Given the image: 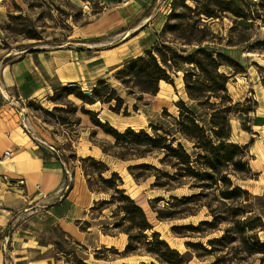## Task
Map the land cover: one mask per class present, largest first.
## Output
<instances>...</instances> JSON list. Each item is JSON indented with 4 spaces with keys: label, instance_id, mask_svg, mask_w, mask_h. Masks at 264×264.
Masks as SVG:
<instances>
[{
    "label": "rangeland",
    "instance_id": "obj_1",
    "mask_svg": "<svg viewBox=\"0 0 264 264\" xmlns=\"http://www.w3.org/2000/svg\"><path fill=\"white\" fill-rule=\"evenodd\" d=\"M203 2L205 4L206 0ZM186 4L197 6L192 0H187ZM243 5L247 13L245 18L237 17L232 13H222L219 18L207 19L204 24L203 22L198 24L197 30L203 28L202 32L196 31L199 32L198 35H207V41L202 43L203 46L229 55L236 63L228 66L226 64L228 62L224 60L225 65L219 69V73L229 76L227 91L220 90L216 97L211 95L214 94L213 91L206 89L198 93L202 94L200 100H194L187 93L184 79L185 69L199 74L191 64H180L182 69L177 74H173L174 83L161 81L157 94L143 93L138 88H134L131 82L127 87L117 77L118 72L127 64L144 55L157 44L164 43L166 39L169 40L166 43L174 48H186L188 52L198 47V44L189 45L177 39L187 33L182 28L189 29L188 24L181 26L180 31L169 29L161 35L174 8L176 14L184 13L186 17L191 13L181 6L179 0H0V109L3 108V111L7 112L5 114H9V117H6L8 121L20 123L24 133L30 135L37 143L38 152L45 160L60 161L66 170V180L61 193L44 199V204L41 205L35 201L32 203L30 198L23 200L19 206L22 211L18 213L21 219L11 220L4 230H0V238L4 234L8 237L19 227L39 233L40 243H52L54 251L68 253L64 260L66 264H86L84 259L95 258L97 252L107 259H119L121 254L115 251H124L125 247L121 249L124 241H119L116 246L96 250L91 256L90 246L98 237L97 227H93L92 233L88 234L86 243L77 242L58 225L57 211L46 212L47 202H56L61 195L67 194L69 187L74 183L76 172H81L82 175L86 172L94 190L100 188L104 189L103 192L107 190L106 194H103L104 200L111 199L113 190H109L107 184L100 179L98 167L92 161H84L91 156L105 160L112 171L120 173L129 188V193H126L135 196V200L144 208L154 225V230L160 232L161 237L173 248L178 249L188 264H212L217 257H222L226 253L233 258L227 261V264H264L262 255L245 257V253H236L233 246H238L239 243L229 245L222 251L217 250L213 255L198 258L196 250L189 248L186 243L202 242L206 248L211 249L208 240L221 237L224 228L228 226L227 223L214 231L189 230L185 236L177 235L173 227L187 224L196 226L201 220L211 219L212 216L208 214L209 203L223 210L224 206L215 199L216 194L173 209L172 211L178 216L174 219L160 220L154 209L171 210L168 201L173 195L182 197L198 194L201 191L210 194L214 192V188H191L189 183L195 180H188L186 185L171 191L153 187L156 176L160 175L161 180H166L162 177L163 171H175L169 164L164 165L161 162L164 153L149 151L148 147L136 144L114 147L115 138L112 135L113 138L106 136L107 133L97 126L88 114L92 112L94 118L109 122L120 131L131 127L136 131L144 129L154 135L151 124L158 128L170 129L186 149L192 152L193 143L180 136L177 130L176 120L180 117L178 102L183 100L203 118L215 112L218 118L229 113L232 141L240 145L249 144L246 160L251 168L250 176L240 178L231 175L232 179L254 195H262L264 193V0H244ZM191 16L196 20L197 17H193L194 13ZM182 20L172 19L171 24H182L190 19ZM60 48L77 50L86 76L81 86L79 83H72L78 86L71 88L78 87L84 93L90 91L93 94L98 81L105 80L124 98L125 103L121 112L113 110L116 105L115 100L110 103L84 102L76 94L68 95L64 91V86L57 84L54 86L58 88L57 91L49 88L36 98H28L29 93L34 92V74L26 71V65H30V61H25L23 64L20 61L26 58L31 52L30 49L37 52ZM32 56L33 60V53ZM15 78H18V84L12 85ZM209 85H211L208 87L210 89L218 86L212 83ZM222 108H227L229 111L221 112ZM101 132L106 135H102ZM158 132L163 133L162 130ZM174 145L177 146V143ZM90 149L93 152L87 155ZM102 149H106L110 156L102 155ZM117 155H123L127 159L123 160ZM3 159L5 156L0 157V160ZM141 162L157 166L161 172L134 170L133 172L142 174L138 184L130 173L129 166ZM9 173L11 174L12 171ZM111 175V171L103 172L105 178ZM4 180L8 185L12 183L7 176H4ZM160 197L163 198L160 202L154 201ZM254 203L259 206V201L255 200ZM117 207L116 200V203L109 204L103 211L101 207L94 211L91 209L93 212L90 213L88 221L81 223L80 226L86 228L88 225L102 224L103 230L105 224H110V228L106 231L119 235L128 242L129 236L113 228L112 223L122 220L125 216L122 210H117ZM262 207H257V212H262L264 215V210L260 209ZM115 211H118L117 215L113 216ZM101 213L103 217H100ZM12 216L15 217L16 214L13 213ZM131 224L126 219L122 228L125 229ZM152 232L146 231L150 239H153ZM132 233L137 234L138 230L133 229ZM258 234L261 241H264V229ZM5 244L6 247L9 245L7 240ZM146 248L141 244L136 256L126 262L128 264L141 261L157 262L146 254ZM35 253L34 250V255ZM242 257L245 259H241ZM4 260L6 264H13L14 261L8 251L4 253ZM117 264L124 263L118 261Z\"/></svg>",
    "mask_w": 264,
    "mask_h": 264
},
{
    "label": "trees",
    "instance_id": "obj_2",
    "mask_svg": "<svg viewBox=\"0 0 264 264\" xmlns=\"http://www.w3.org/2000/svg\"><path fill=\"white\" fill-rule=\"evenodd\" d=\"M179 1L181 2V6L191 13L186 17L184 13L176 14V8H174L169 15L161 35L165 34L169 29L172 31H180L181 26L188 24L190 26L189 29H182L189 34L184 33L177 39L189 45L198 44V47H194L192 52H188L186 48H174L169 43H166L169 41L166 39L164 43L157 44L144 55L137 57L127 64L118 72L117 77L127 87H129L127 84L131 82L134 84V88H138L143 93L157 94L160 90L161 81L174 83L173 74H177L182 69L180 64H191L198 70L199 74L187 69L184 71V79L189 97L194 100H200L202 94L198 93H202L206 89L213 91L214 94L211 95L218 97L217 92L220 90L223 92L227 91L229 78L226 74L219 73L220 67L225 65L223 61H227L228 63L226 64L228 66L236 62L232 57L223 52L215 49L211 50L207 46H203L202 43L207 41V35H198L203 29L197 30L198 24L202 22L204 24L207 19L214 20L219 18L222 13H232L237 17L245 18L247 13L243 8L244 0H206L205 4L203 0H192L197 4L196 7L186 4L187 0ZM192 13H194L193 17H197L195 18L196 20L192 18ZM175 18L180 21L186 18L190 20L188 22H182V24H171V20ZM192 22L193 24H191ZM34 51L31 50V52ZM209 83L218 86L210 89L208 88L211 87ZM64 91L68 95L76 94L84 102L96 103L102 101L104 103H110L115 100L116 105L113 110L118 113L122 111L125 103L124 98L117 93V89L105 80L98 81L92 96L86 95L78 87L71 88V86H64ZM178 105L180 106V117L176 120L177 130L180 136L185 137L193 143L192 152L186 149L185 145L176 138L170 129L158 128L154 124H151L155 133L154 135H151L144 129L136 131L131 127L125 131H120L109 122H102L98 118H94L92 112H88V114L91 115L92 120L97 126L115 138L114 147H128L129 144H136L148 147L149 151H161L164 153L163 158L160 159L161 162L164 165L169 164L175 171H163L162 177L166 178V180H161L160 175L156 176V181L152 184L153 187L171 191L186 185L188 180H195L189 183L191 188H214V192L210 194H204L201 191L198 194L182 197L173 195L171 196L172 199L168 201L171 210L154 209L158 213V219H174L178 216L176 212L172 211L173 209L180 205H189L197 200H201L203 197H209L211 194H216L215 199L224 206L223 210L219 206L214 207L209 203L207 204L209 207L208 214L212 216L211 219L201 220L196 226L194 224H187L173 227L177 235L185 236L189 230L194 232H200L202 229H205L204 231H214L220 229L221 225L227 223L228 226L224 228V233L221 237L208 240V243L212 247L211 249L206 248L202 242L189 241L186 243L189 248L194 249V251L196 250L198 258L213 255L217 250L222 251L229 245L239 243L238 246H233L236 253H245V257L262 255V259H264V241H261L258 234L260 230L264 229V215L262 212H257V207L264 206V193L262 195H254L242 185L237 184L231 176L246 178L251 175L250 164L246 160L249 154V144L240 145L232 141V129L229 113H226L229 111L227 108L220 110L226 113L221 118L217 117L216 112L214 114H207L203 118L193 108L187 106L183 100H180ZM60 122L63 123L61 119ZM158 130H162L163 133H159ZM175 143H177V146L174 145ZM104 152L108 153L106 149H104ZM118 157L123 160L127 159L123 155ZM86 160L92 161L98 167L100 170V179L107 184L109 190H113L111 199L101 201L98 205L96 204L94 209L102 208L114 202L116 203L117 200V210H122L125 214L122 220H118L112 224L114 229H119L129 235V242L124 251L118 252L115 249V252L124 256L137 254L140 245L143 244L147 247L146 254L153 257L157 262L142 261L136 264H188L181 252L173 248L167 240L163 239L160 232L154 230V225L149 220L144 208L126 193V189L121 188L124 181L120 173L113 171L111 177L105 178L103 172L110 170L105 160L95 159L91 156L84 161ZM136 169L161 172V169L157 168V166L147 162L131 165L129 166V171L138 182L142 174L133 172ZM85 175L89 187L94 189L86 172ZM98 191H104V189L100 188ZM162 199L160 197L154 201L160 202ZM255 200L259 201V206L255 205ZM260 209L264 210L263 207ZM117 212H113V216H116ZM126 219L132 224L124 229L122 225ZM81 228L86 230L87 227ZM108 228H110V224H105L103 229L104 233H108L106 231ZM133 229H137L138 233H132ZM146 231H153V239L149 238ZM99 253H96V258L107 259L104 256H100ZM228 254L226 253L222 257H217L212 264H227V261L233 260ZM245 257L241 259H245Z\"/></svg>",
    "mask_w": 264,
    "mask_h": 264
},
{
    "label": "crops",
    "instance_id": "obj_3",
    "mask_svg": "<svg viewBox=\"0 0 264 264\" xmlns=\"http://www.w3.org/2000/svg\"><path fill=\"white\" fill-rule=\"evenodd\" d=\"M30 53L24 60L20 61L21 64L30 61L31 64L26 65V71L34 74V92L29 93V99L40 96L49 88H54L57 91L58 88L54 87L56 84L70 86L72 83H79V86H81L86 79L77 50L60 48L54 51H34ZM32 53L34 54L33 60ZM114 54L117 55L118 53ZM114 54L112 55L114 56ZM18 78L12 81V85L18 84ZM5 113L7 112H4L3 108L0 109V157L5 156V159L0 160L1 231L6 228L11 220L21 219L18 213L22 211L19 206L23 203V200L30 198L32 203L35 201L39 205L44 204V199L61 193L66 180V170L63 164L55 159L45 160L38 152L37 143L33 141L30 135L24 133L20 123L8 121L6 117H9V114L6 115ZM2 114L4 117H2ZM87 146L89 147V145ZM12 147H15V149H12ZM8 152L10 153L9 157L6 156ZM92 152L90 149L87 155ZM102 155L110 156L104 150ZM9 171H12V173L10 174ZM109 171L113 172L111 169ZM4 176H7L12 182L10 185L5 182ZM84 177L85 175H82L81 172H76L74 183L71 187L68 186L67 194L61 195L56 202H47L46 212L57 211L58 225L77 242L86 243L88 234L92 233L93 227H97L98 237L95 243L90 246L91 256H93V252L95 254L96 250L103 247L116 246L119 241H124L121 248L124 249L129 242V237L128 242H126L119 235L104 233L101 229L102 224L87 226L86 230L81 228L80 224L88 221L90 213L92 214L96 204L100 203L99 201L104 200L103 194H106V192L91 189L87 178ZM136 182L140 184L138 181ZM18 186H21V188H18ZM122 187L129 193V188L125 182ZM132 197L135 199V196ZM107 206L102 207V211ZM13 213L16 214L15 217L12 216ZM101 215L100 217H103ZM93 220H96V218H93ZM65 225L71 226L76 233L66 229ZM125 234L129 236L127 233ZM39 235L34 230H23L19 227L8 237H6V234L2 235V238H0V264H6L4 260L6 251L10 252L11 257L14 259L13 264H66L64 260L68 253L54 251L52 243L41 244L38 238ZM6 240L9 244L7 247ZM29 248H31L30 251H28ZM134 256L136 255H121L119 259L114 260L90 257L84 259V261L87 264H117L118 261L128 264L126 261Z\"/></svg>",
    "mask_w": 264,
    "mask_h": 264
},
{
    "label": "bare ground",
    "instance_id": "obj_4",
    "mask_svg": "<svg viewBox=\"0 0 264 264\" xmlns=\"http://www.w3.org/2000/svg\"><path fill=\"white\" fill-rule=\"evenodd\" d=\"M127 35H128V34H127ZM78 100H79V99H78ZM101 134H102V135H106L105 133H102V132H101ZM106 136H110V137H112V136L109 135V134H107ZM112 138H113V137H112ZM12 149H15V147H12ZM65 228L68 229V230H71V231L74 232V233H76V231H75L74 229H72L71 226L65 225Z\"/></svg>",
    "mask_w": 264,
    "mask_h": 264
},
{
    "label": "water",
    "instance_id": "obj_5",
    "mask_svg": "<svg viewBox=\"0 0 264 264\" xmlns=\"http://www.w3.org/2000/svg\"><path fill=\"white\" fill-rule=\"evenodd\" d=\"M31 50H34V49H30V51H31ZM70 86L72 87V86H78V85H77V84H71ZM85 93H86V95H88V96H92V92H90V91L85 92Z\"/></svg>",
    "mask_w": 264,
    "mask_h": 264
},
{
    "label": "built area",
    "instance_id": "obj_6",
    "mask_svg": "<svg viewBox=\"0 0 264 264\" xmlns=\"http://www.w3.org/2000/svg\"><path fill=\"white\" fill-rule=\"evenodd\" d=\"M8 154H10L9 152L6 154V156L8 155ZM8 156H10V155H8Z\"/></svg>",
    "mask_w": 264,
    "mask_h": 264
}]
</instances>
